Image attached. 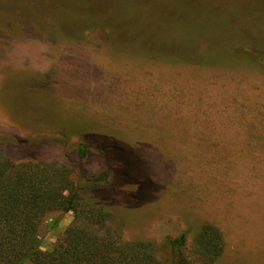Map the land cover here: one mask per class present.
<instances>
[{"label":"rangeland","instance_id":"obj_1","mask_svg":"<svg viewBox=\"0 0 264 264\" xmlns=\"http://www.w3.org/2000/svg\"><path fill=\"white\" fill-rule=\"evenodd\" d=\"M76 123L118 137L127 171L150 181L144 219L114 206L127 238L160 244L187 228L191 243L210 221L225 238L220 264H264V0H0L7 155L64 161L55 140L72 150L79 138L54 129ZM87 167L109 171L114 191L125 182L97 152ZM73 220L47 214L42 248Z\"/></svg>","mask_w":264,"mask_h":264},{"label":"trees","instance_id":"obj_2","mask_svg":"<svg viewBox=\"0 0 264 264\" xmlns=\"http://www.w3.org/2000/svg\"><path fill=\"white\" fill-rule=\"evenodd\" d=\"M112 41L123 45L119 36ZM69 125L77 129H54L62 137L79 138L72 150L61 138L55 140L66 150L64 161L16 162L0 138V264H220L225 238L222 229L210 221L196 227L191 243L187 228L160 244L153 239L127 238L126 222L114 206L120 204L129 221L144 219L146 205L152 202L146 191L149 179L141 170L127 171L126 149L118 137L97 123ZM95 151L121 169L125 182L117 191L109 171L86 174ZM129 181L134 188L126 189ZM55 211H72L74 220L52 248L44 249L40 226Z\"/></svg>","mask_w":264,"mask_h":264}]
</instances>
